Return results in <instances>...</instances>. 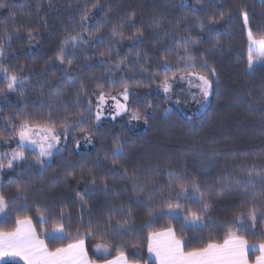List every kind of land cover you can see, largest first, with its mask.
Returning <instances> with one entry per match:
<instances>
[{
    "label": "trees",
    "instance_id": "1",
    "mask_svg": "<svg viewBox=\"0 0 264 264\" xmlns=\"http://www.w3.org/2000/svg\"><path fill=\"white\" fill-rule=\"evenodd\" d=\"M0 4L5 5L0 8V38H3L5 28L13 34L11 47L5 45L7 55L0 58L2 66L30 78L16 92H0V115L7 117L18 111L37 109L42 101L50 102L57 88L69 96L72 81L94 87L95 80L108 78L109 70L117 79L134 78L145 85L134 89L137 93L133 98L134 107L144 108L151 101L145 112V129L135 131L125 119L105 121L98 126L93 120V125L85 127L93 130L94 146L88 151H79L70 135L68 143L62 145L67 151L53 156L43 170V176L31 152H26L27 161L17 163L14 169L5 167L0 172V191L8 199L16 196V184L31 186L27 193L28 207L19 215L32 216L34 224L38 215L47 217V224L37 225L38 233L59 224L54 217L61 208L75 222L81 214V204L75 194L78 191L84 193L87 188V203L83 205L85 217L89 211L97 217L114 211L119 218L130 211L129 225L136 229L123 237L113 234L117 244L107 259L115 258L118 255L116 249L122 248L130 262L154 264L148 257V233L161 232L169 226L175 229L178 238L185 239L188 245L185 251L203 247L210 239L222 243L227 232L222 225L232 221L244 205L236 191L216 195V190L235 183L236 176L242 174L245 167L250 168L253 163L264 165V65L255 68L251 74L247 70L248 44L242 35V20L237 11L243 6L249 12L253 28L264 29V0H0ZM93 4L97 6L93 8ZM85 9L89 12L87 31L80 29ZM220 12L225 13L223 19H219ZM210 19L218 22L209 24ZM113 28L121 29L124 38L113 37ZM138 29L144 35L138 40L129 39ZM74 30L81 31L88 43L76 49L67 48L74 57L73 64L61 65L54 58L65 35L75 34ZM29 33L36 39L30 41ZM262 36L264 32H258L256 39ZM185 40L192 55L206 59L216 70L210 104L200 116L193 118L158 94L155 83L147 86L148 73L141 71L142 67L160 71L163 57L174 60L177 51L183 55V48L178 49L177 45ZM109 48L113 53L111 57L100 55ZM117 53L120 59L127 57L121 68L114 67ZM137 53L141 55L137 56ZM102 60L105 61L103 64ZM137 61L139 66L132 67ZM4 88L6 84L0 78V89ZM166 109L169 110L167 115ZM82 135L76 132V137ZM117 137L124 149L123 155L116 157L113 163L110 149ZM0 150L6 152L9 148L0 146ZM197 152L212 154L215 158L208 171H199L187 162L186 157ZM169 167L177 174L186 172L195 176L201 184V190L211 204L205 216L208 227H181V219L160 214L159 189L170 179ZM82 169L103 180L89 184L80 177ZM124 169L128 170L127 177L122 174ZM133 171L136 184L141 187L155 178L157 193L152 200L146 193L134 191L130 178ZM71 174L76 178L73 179ZM221 176L228 178L221 182L218 179ZM240 187L243 189V185ZM262 188L264 185L257 177L256 185L248 191L259 194ZM121 203L124 207L117 211ZM172 203H177L175 198ZM179 203L181 210L190 207L198 211L200 207L196 200ZM15 218L16 213L0 217V231L13 230ZM214 222L219 223L214 226ZM65 223H68L67 219ZM245 223L250 224V221L245 219ZM232 230L250 244L264 242V220L258 219L255 228L239 231V226L233 225ZM74 236L75 231L71 230L70 238L63 243L48 242L49 250L65 246ZM41 238L45 239L43 235ZM96 242H87L88 254L90 259L101 263L100 255L93 247Z\"/></svg>",
    "mask_w": 264,
    "mask_h": 264
},
{
    "label": "snow or ice",
    "instance_id": "2",
    "mask_svg": "<svg viewBox=\"0 0 264 264\" xmlns=\"http://www.w3.org/2000/svg\"><path fill=\"white\" fill-rule=\"evenodd\" d=\"M96 6V4L92 5L93 8ZM3 7L5 5L0 4V8ZM237 11L242 20V35L246 37L248 44L247 70L251 74L256 63L264 60V36L256 39L258 32H264V29L256 30L253 28L249 12L243 6L239 7ZM224 16L225 13L220 12L219 19H223ZM88 19L89 12L85 9L81 16L80 29L87 31L86 22ZM217 22V19L208 21L209 24ZM200 30H204L203 24L200 25ZM74 31L75 34L67 33L65 35L60 51L54 58L61 65L71 66L73 64L74 57L66 51L67 48L76 49L88 43L81 31ZM96 31L98 32L99 28ZM12 35L7 28L4 29L3 38H0V58L7 55L5 45L11 47ZM91 35L89 33V36ZM111 35L124 38L125 33L121 29L113 28ZM143 35V32L138 29L128 38L138 40ZM34 39L36 37L29 33V40ZM101 42H103L102 38ZM187 43L188 41L185 40L183 44L177 45L178 49L183 48V55L177 51L174 60H170L167 56L162 58L159 65L160 71L153 72L147 67H142L141 71L148 73L149 84L147 86L155 83L157 92L163 93L166 100L176 105L193 101L199 109H203L213 92L216 70L209 65L206 59H198L192 55L186 46ZM254 54L256 59H254ZM100 55L107 58L111 57L113 53L109 48L106 52H101ZM140 55L137 53V56ZM116 56L117 60L114 62V67L121 68L127 57L120 59L118 53ZM104 62L101 61L102 64ZM108 62L113 63L111 60ZM2 65L3 61L0 60V78L6 84V88L0 89V92H16L29 82L28 76L19 75L15 69ZM137 66H139V61L132 65V67ZM20 71L23 72L24 69ZM130 79H132L131 84L129 83ZM71 83L72 88L69 96H65L64 90L57 88L50 102L45 104L42 101L37 109L18 111L7 117L0 115V121H3L0 124V127L3 128V131L0 132V146L10 149L7 152H0V172L5 167L14 169L18 162H26L28 159L26 152H31L33 159L41 169L40 175L43 176V170L53 154L67 151L62 145L68 143L70 135L77 150L80 148V140L76 137L77 131L83 134L81 139L86 144L92 142L93 130L91 127L86 128L85 125H93V120L95 126H98L106 117L110 116L111 119L115 120L118 116L128 114L130 120L143 118L147 122L145 112L147 107L151 106V101L144 108L133 106V98L137 97L134 89L145 86L137 83L134 78L120 77L117 79L111 75V70H109L108 78L95 80L94 87L92 84L83 82L78 85L75 81ZM174 96L176 99L173 100ZM182 96H186L187 99L182 101ZM71 109H75V111ZM168 111L165 110L166 115ZM12 143H15V148L11 146ZM123 149L124 145L117 137L110 149L113 163H115L116 157L123 155ZM105 158H108L107 155ZM5 160L7 161L6 165ZM117 173L119 174V169H117ZM262 173H264V165L253 163L250 168L245 167L243 173L236 176L235 183H229L226 188L216 190V195H221L224 191H236L241 196L244 205L232 221L222 225L223 228L227 229L222 243L213 242L210 239L203 247L185 251L188 245L183 237L178 238L176 236L173 227L169 226L162 232H149L147 236L148 252L154 256L156 264H249L247 259L248 240L233 231L232 226L238 225L239 231H244L247 228H255L258 219L264 220V188L259 194L248 191L256 185L257 177H260V183L264 185ZM122 174L127 177L128 170L124 169ZM71 175L73 179L76 178L75 174ZM168 175L170 179L167 185L159 189L160 214L181 219L183 221L181 227L195 226L201 229L208 227L205 216L208 215L211 204L205 198V193L201 190V184L197 178L189 176L186 172L177 174V171L171 170L170 167ZM80 177L87 180L91 185H95L98 180H103L102 177L92 175L90 171L86 172L83 169L80 172ZM130 178L133 179L135 192H144L149 200L153 199L157 193L155 178L143 187L136 184L135 171ZM227 178V176H221L218 179L223 182ZM49 183L54 185L55 181ZM240 185H243V189ZM15 187L17 194L12 199H8L0 191V215L10 217L16 213L14 229L0 231V260L8 257L19 258L24 261V264H97V261L88 256L87 242L93 240L97 241L93 247L95 252L101 254L102 264H138V262H130L122 248L116 249L118 255L115 258H106L110 254V250L117 244V241L113 239L114 233L123 237L136 231L129 225L130 211L126 216L121 215L119 218L114 211H109L107 216L101 217H97L89 211L85 217L83 205L87 203L86 188L84 193L78 191L75 194L81 204V214L77 221L72 222L70 215L61 208L58 209L54 217L59 221V224L51 230L38 233L37 225L47 224L48 218L38 215L36 224H34L32 216L19 215L21 210L28 207L27 193L31 186L18 183ZM105 190H107V185H105ZM209 191L211 192V190ZM173 198L177 203H172ZM181 200L185 203L188 200H196L200 207L198 211H194L190 207H184L181 210L179 203ZM123 207L124 204L121 203L116 210L119 211ZM66 219L68 220L67 224L65 223ZM209 219H211L210 216ZM245 219L250 221V224L245 223ZM218 223L214 222V226ZM148 226H151V221ZM71 230L75 231V236L71 237L70 243L49 250L48 242L63 243L65 239L70 238ZM41 235L45 239H42ZM129 243L131 242L129 241ZM133 246L136 245L133 244ZM251 248L260 252V255L255 259V264H264V242L259 243L258 247L256 244H252ZM144 264H150V262L144 261Z\"/></svg>",
    "mask_w": 264,
    "mask_h": 264
},
{
    "label": "rangeland",
    "instance_id": "3",
    "mask_svg": "<svg viewBox=\"0 0 264 264\" xmlns=\"http://www.w3.org/2000/svg\"><path fill=\"white\" fill-rule=\"evenodd\" d=\"M254 59H256L255 57V54H254ZM264 65V60H260L256 63L255 65V68L257 67H260V66H263ZM254 68V69H255ZM253 69V70H254ZM252 70V71H253ZM158 93V92H157ZM158 94H161L163 95V93H158ZM164 96V95H163ZM212 96V94H211ZM211 96L209 97V102L204 106L203 109H199L198 108V105L193 102V101H188V103H181L180 105H176L174 103H172L171 101H168L172 106L176 107L177 109H180L181 111H183L186 115H188L189 117H198L200 116L206 109L207 107L209 106L210 104V99H211ZM176 99V97L174 96L173 97V100ZM187 97L186 96H182L181 97V100L184 101L186 100ZM118 119H125L129 125L132 127V129H134L135 131H140V130H143L145 129V121L144 119H140V120H130L129 119V115L128 114H124V115H121V116H118L115 120L111 119V117H106L102 120V122L100 124H102L103 122L105 121H116ZM78 140H80V148L78 149L79 151H88L90 150L93 146H94V141L92 139V142L90 144H86V142L81 139V136L80 137H77ZM13 148L16 147L15 143H12L11 145ZM10 150V149H9ZM8 150V151H9ZM1 152V150H0ZM7 152V151H6ZM58 153V152H55L53 154V156ZM209 157H211V159H209ZM53 158V157H52ZM51 158V159H52ZM51 159L48 161L50 162ZM186 160L187 162L191 163L192 165H194L199 171H208V168H210L214 161H215V158L213 157L212 154H206V153H202V152H197V153H194L193 155H189L188 157H186ZM47 162V163H48ZM5 165L7 164V161L5 160L4 161ZM19 163V162H18ZM37 165V164H36ZM39 166V165H38ZM2 217V215L0 216Z\"/></svg>",
    "mask_w": 264,
    "mask_h": 264
},
{
    "label": "crops",
    "instance_id": "4",
    "mask_svg": "<svg viewBox=\"0 0 264 264\" xmlns=\"http://www.w3.org/2000/svg\"><path fill=\"white\" fill-rule=\"evenodd\" d=\"M251 245L252 244L249 243V249L247 251V259H248L249 264H255V259L258 255H260V252L258 250H252ZM256 245L258 247L259 244H256ZM98 254L101 256L100 253H98ZM88 256H89V254H88ZM148 257H149V260L151 262L156 264L154 256L152 254H150L149 252H148ZM252 257H253V259H252ZM7 263L24 264V261L20 260L19 258H8V257L4 258L3 260H0V264H7ZM97 264H102V262L101 263L97 262Z\"/></svg>",
    "mask_w": 264,
    "mask_h": 264
}]
</instances>
